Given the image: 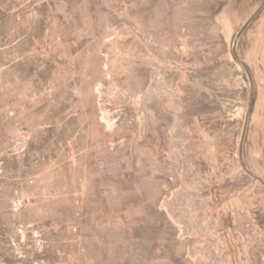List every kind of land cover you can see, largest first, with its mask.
<instances>
[{
	"label": "rangeland",
	"instance_id": "1",
	"mask_svg": "<svg viewBox=\"0 0 264 264\" xmlns=\"http://www.w3.org/2000/svg\"><path fill=\"white\" fill-rule=\"evenodd\" d=\"M263 3L0 0V264H264Z\"/></svg>",
	"mask_w": 264,
	"mask_h": 264
},
{
	"label": "water",
	"instance_id": "2",
	"mask_svg": "<svg viewBox=\"0 0 264 264\" xmlns=\"http://www.w3.org/2000/svg\"><path fill=\"white\" fill-rule=\"evenodd\" d=\"M264 6V3L261 5V7H259V9H257V11L247 20V22L242 26V28L240 29L239 33L237 34L235 41H234V45H233V51H234V55L236 56V58L239 60V62L245 67V69L247 70V73L249 74L250 77V81L253 87V80H252V76L250 74V71L248 70V68L245 66V64L243 63V61L240 59L239 54H238V43L240 38L242 37L243 33L247 30V28L251 25V23L255 20V18L259 15L260 11L262 10ZM252 104H253V99L250 101L249 104V108H248V112L245 118V123H244V127H243V132L241 135V141H240V147H239V154H240V161L241 164L243 166V168L245 169V171L247 173H249L251 176H253L257 181H260L263 185H264V181L257 177L256 175H254L246 166L245 164V160H244V145H245V140H246V136H247V131H248V127H249V122H250V116H251V108H252Z\"/></svg>",
	"mask_w": 264,
	"mask_h": 264
},
{
	"label": "crops",
	"instance_id": "3",
	"mask_svg": "<svg viewBox=\"0 0 264 264\" xmlns=\"http://www.w3.org/2000/svg\"><path fill=\"white\" fill-rule=\"evenodd\" d=\"M134 208V207H133ZM129 210H130V208H129ZM127 214H129V216L131 215V214H133V212L130 210L129 212H127ZM147 252L149 253V251H144L143 253H141V255H143V256H147ZM153 257H156V254L154 253L153 254ZM155 259V258H154ZM153 264H156L155 262H153Z\"/></svg>",
	"mask_w": 264,
	"mask_h": 264
},
{
	"label": "built area",
	"instance_id": "4",
	"mask_svg": "<svg viewBox=\"0 0 264 264\" xmlns=\"http://www.w3.org/2000/svg\"><path fill=\"white\" fill-rule=\"evenodd\" d=\"M17 202L19 203V202H21V201H17ZM26 202H27V203L30 202V199L27 198V199H26ZM18 203H16V204L18 205Z\"/></svg>",
	"mask_w": 264,
	"mask_h": 264
}]
</instances>
